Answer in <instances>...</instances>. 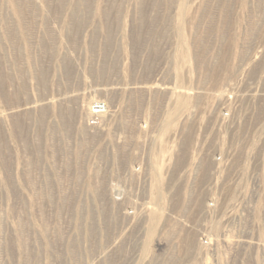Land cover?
Here are the masks:
<instances>
[{
  "label": "rangeland",
  "instance_id": "374dc122",
  "mask_svg": "<svg viewBox=\"0 0 264 264\" xmlns=\"http://www.w3.org/2000/svg\"><path fill=\"white\" fill-rule=\"evenodd\" d=\"M232 138L264 144V0H0V264H191L193 150Z\"/></svg>",
  "mask_w": 264,
  "mask_h": 264
},
{
  "label": "built area",
  "instance_id": "2783aa9c",
  "mask_svg": "<svg viewBox=\"0 0 264 264\" xmlns=\"http://www.w3.org/2000/svg\"><path fill=\"white\" fill-rule=\"evenodd\" d=\"M90 111V126L95 128L106 115L107 106L101 101L94 102ZM233 118L236 121L238 116ZM222 119L229 124V115L225 113ZM260 120L256 117L254 122ZM225 133L241 136L234 128ZM203 137L207 142L209 132ZM202 141L193 150V157L202 164L203 178L199 182V203L191 210L187 226L196 236L191 264H264V144L243 147L232 138L230 144L204 142L201 147ZM129 175L132 182L127 189V213L138 216L150 207L149 166L143 161ZM140 178L144 181L142 187L137 185Z\"/></svg>",
  "mask_w": 264,
  "mask_h": 264
},
{
  "label": "bare ground",
  "instance_id": "6f19581e",
  "mask_svg": "<svg viewBox=\"0 0 264 264\" xmlns=\"http://www.w3.org/2000/svg\"><path fill=\"white\" fill-rule=\"evenodd\" d=\"M91 112V111H90ZM92 113H90V115H91ZM91 117H92V115H91ZM147 133H148V131H147ZM198 170H199V167H198ZM146 180V179H145ZM142 184H144V181H143V183Z\"/></svg>",
  "mask_w": 264,
  "mask_h": 264
}]
</instances>
